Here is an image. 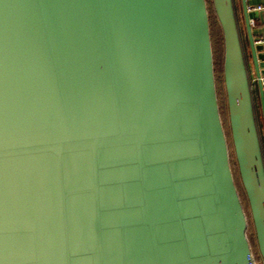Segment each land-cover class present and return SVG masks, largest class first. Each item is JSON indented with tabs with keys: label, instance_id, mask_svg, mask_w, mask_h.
<instances>
[{
	"label": "water",
	"instance_id": "obj_1",
	"mask_svg": "<svg viewBox=\"0 0 264 264\" xmlns=\"http://www.w3.org/2000/svg\"><path fill=\"white\" fill-rule=\"evenodd\" d=\"M212 5L264 262L253 84L234 0ZM247 231L207 0H0V264H254Z\"/></svg>",
	"mask_w": 264,
	"mask_h": 264
},
{
	"label": "rangeland",
	"instance_id": "obj_2",
	"mask_svg": "<svg viewBox=\"0 0 264 264\" xmlns=\"http://www.w3.org/2000/svg\"><path fill=\"white\" fill-rule=\"evenodd\" d=\"M208 3V11H209V18H210V32H211V39H212V48L214 54V64H215V78H216V91L218 96V102L220 107V112L222 116V122L225 128L229 149H230V162L231 168L234 174L235 182L242 198L247 216H248V231L247 236L251 247L252 252V259L254 264H264L256 242V236L253 228V224L249 215V209L246 203L245 194L241 185L240 177L238 174L237 163L235 159L234 149L232 145L231 135H230V127H229V117H228V109H227V99H226V91L224 86L223 80V67L219 68V55L221 52V44H220V36H221V28L216 18L212 0H207Z\"/></svg>",
	"mask_w": 264,
	"mask_h": 264
},
{
	"label": "crops",
	"instance_id": "obj_3",
	"mask_svg": "<svg viewBox=\"0 0 264 264\" xmlns=\"http://www.w3.org/2000/svg\"><path fill=\"white\" fill-rule=\"evenodd\" d=\"M245 1L247 4L248 16L250 19V26H251L252 34L257 44H264V17H263V21L260 18V12L264 11V0H245ZM234 5H235L236 16L238 20L242 42L244 45L246 58L248 60L250 78L253 84L256 119L258 123L260 136L264 144V111H263V106H262L261 94H260L259 89L257 88L256 72L253 66L251 51H250V47L248 44L247 25H246V19H245V12L243 9V0H234ZM258 8H261V9L257 10Z\"/></svg>",
	"mask_w": 264,
	"mask_h": 264
},
{
	"label": "trees",
	"instance_id": "obj_4",
	"mask_svg": "<svg viewBox=\"0 0 264 264\" xmlns=\"http://www.w3.org/2000/svg\"><path fill=\"white\" fill-rule=\"evenodd\" d=\"M220 37H221L220 38L221 52H220V55H219V62H220L219 68L221 70V68L223 67V59H224V47H223V35H222V31H221V36ZM214 69H215V64H214ZM245 199H246V197H245ZM246 203H247V200H246ZM247 206H248V204H247Z\"/></svg>",
	"mask_w": 264,
	"mask_h": 264
},
{
	"label": "built area",
	"instance_id": "obj_5",
	"mask_svg": "<svg viewBox=\"0 0 264 264\" xmlns=\"http://www.w3.org/2000/svg\"><path fill=\"white\" fill-rule=\"evenodd\" d=\"M261 8H258L257 10H260ZM261 82H262V87L264 89V79H261Z\"/></svg>",
	"mask_w": 264,
	"mask_h": 264
}]
</instances>
